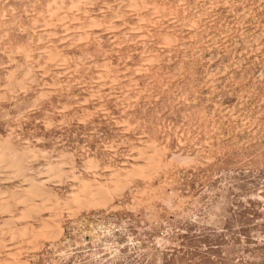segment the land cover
<instances>
[{"label": "rangeland", "instance_id": "374dc122", "mask_svg": "<svg viewBox=\"0 0 264 264\" xmlns=\"http://www.w3.org/2000/svg\"><path fill=\"white\" fill-rule=\"evenodd\" d=\"M0 147V264H264V0H0Z\"/></svg>", "mask_w": 264, "mask_h": 264}, {"label": "bare ground", "instance_id": "6f19581e", "mask_svg": "<svg viewBox=\"0 0 264 264\" xmlns=\"http://www.w3.org/2000/svg\"><path fill=\"white\" fill-rule=\"evenodd\" d=\"M0 148H1V147H0ZM2 149H3V148L0 149V159H1V157H4V156L6 157V156H8V155H10V154L12 153V154H11L12 156H11L10 159H8V162H9V163H10V162H11V163L14 162V163H16V166H17V163H18L17 160H18V161H19V165H18V167L20 166V168H22V167L24 166V165H22V163H24V162H23V160H24V153H20L21 155L19 154L20 156H18V153H15L16 151H14V149H13V150L11 149V150H9V152L7 151L8 154H6V153H7V152L5 153L6 149H3V150H2ZM16 155H17L19 158L16 157ZM5 157H4V158H5ZM8 157H9V156H8ZM15 157L17 158L16 160H15ZM4 158H2V159H3V162L5 161ZM6 160H7V159H6ZM0 162H2V161H0ZM6 162H7V161H6ZM21 162H22V163H21ZM20 163H21V164H20ZM14 165H15V164H14ZM21 166H22V167H21ZM32 182H33V181H32ZM97 183H98V182H97ZM30 184H32L31 181H30ZM82 184H83V181H82ZM33 185H34V188H33L32 191L30 192V194H27V195L22 196V198L20 199L21 201H25V200L27 201V199H31V200H32V196H33V194L35 193V190L37 191V190H39V189L42 188V187L39 186V184H37V183H33ZM90 185H91V184H90ZM40 187H41V188H40ZM30 189H31V188H30ZM28 190H29V189H28ZM81 190L84 191V193L87 192L88 194H90V195H88V198H85L84 200L87 201L88 203H92V204H97V203H98L97 201L94 200V198L92 197V195H93V196H94V195H97V196L99 195L100 197H103V196L106 195V193H105V189H104V187L101 186L100 183L95 184L93 187L91 186L90 188H89V184H87V183H86V184H83ZM84 193H82V194L85 195ZM82 194H81V195H82ZM83 195H82V196H83ZM34 196H35V195H34ZM86 196H87V195H85V197H86ZM89 196H91V197H90L91 199H89ZM74 198H76V197H74ZM74 198H73V199H74ZM83 198H84V197H83ZM76 199H77V198H76ZM76 199H75V200H76ZM77 200H78V199H77ZM32 201H33V200H32ZM32 201H31V202H32ZM78 201H79V200H78ZM92 201H93V202H92ZM27 202H28V201H27ZM31 202L29 201V203H31ZM101 202H102V201H101ZM10 203H11V202H10ZM32 203H33V202H32ZM81 203H82V202H81ZM84 203H85V202H84ZM88 203H85V205H87ZM21 204H22V203H21ZM3 205H4V204H3ZM8 205H9V204H8ZM12 205H14V204H12ZM12 205H11V206H12ZM27 205H29V204H27ZM31 205H32V204H31ZM36 205H37V204H36ZM36 205H35V206L33 205V206H34L33 209H34V208L36 209V207H37ZM88 205H89V204H88ZM11 206H9V208H10ZM94 206H95V205H94ZM94 206H93V207H94ZM0 208H1V207H0ZM7 208H8V207H6V206L3 207V209H7ZM37 209H38V208H37ZM1 210H2V209H1ZM31 210H32V209H31ZM6 211H7V210H6ZM27 211H28V210H27ZM22 212H23V213H21V216H24V215L29 214V212L27 213L26 210H23ZM30 215H31V213H30ZM21 218H22V217H21ZM25 218H26V217H25ZM6 220H7V219H6ZM9 221H10V220H9Z\"/></svg>", "mask_w": 264, "mask_h": 264}]
</instances>
